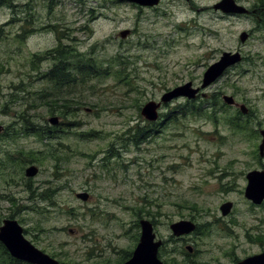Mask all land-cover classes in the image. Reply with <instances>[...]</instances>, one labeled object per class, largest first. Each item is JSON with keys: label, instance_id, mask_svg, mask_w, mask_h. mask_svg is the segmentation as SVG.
Returning a JSON list of instances; mask_svg holds the SVG:
<instances>
[{"label": "rangeland", "instance_id": "1", "mask_svg": "<svg viewBox=\"0 0 264 264\" xmlns=\"http://www.w3.org/2000/svg\"><path fill=\"white\" fill-rule=\"evenodd\" d=\"M16 1L18 13L0 7V124L6 128L26 108L42 124L54 126L49 118L58 116L59 131L49 141L30 133L6 141L7 146L3 139L0 143L35 150L38 156L57 147L61 153L66 149L67 157L60 162L29 158L13 179L0 178V225L14 214L27 229L26 237L63 264H119L136 246L138 214L152 219L158 237L167 241L162 260L170 259L173 248L185 251L177 257L189 264H234L264 251V202L253 204L244 194L247 173L264 169L259 152L264 0H237L250 12L236 15L214 9L220 0H162L156 8L143 9L119 0ZM29 3L33 21L25 22L21 18L31 12ZM12 15L17 20L10 21ZM242 32L248 33L244 42ZM58 33L63 44L93 55L109 70L106 77L60 93L71 99L66 117L51 114L50 99L39 98L54 92L42 76L53 67L44 53L60 43ZM224 51H240L243 60L203 89L204 98L229 94L246 104L251 113L242 114V120L249 135L230 125L236 109L227 105L218 121L179 113L178 121L165 122L139 146L125 143L128 129L146 122L141 115L145 103L187 81L201 85L206 69ZM119 56L125 62L124 79L112 73ZM34 102L38 106L30 107ZM167 102L178 114L182 111L175 106L186 99ZM31 164L39 172L28 177L25 169ZM30 181L36 187L52 186L57 203L47 207V202L28 200ZM83 191L90 194L88 200L77 197ZM225 201L233 202L228 215L220 210ZM182 219L199 224L185 240L170 229Z\"/></svg>", "mask_w": 264, "mask_h": 264}, {"label": "trees", "instance_id": "2", "mask_svg": "<svg viewBox=\"0 0 264 264\" xmlns=\"http://www.w3.org/2000/svg\"><path fill=\"white\" fill-rule=\"evenodd\" d=\"M12 0H0V6L7 4L10 5ZM256 6V4H255ZM261 27H264V16L261 18ZM53 27H56L53 25ZM58 38L60 43L53 49H50L44 53L46 59L51 58L53 60V67L43 74V78H46L52 86L50 87L54 92L47 91L46 95H51L47 97L45 94L40 95V99L45 101L46 99H50V111L51 114H55L56 111L61 112V115L66 117L70 113L71 106L70 102L71 99H67V97L61 96V92L63 90L69 91V89H73L77 86L85 85L86 83L90 82L93 79H99L101 77H106L109 74L108 68L104 67V62L94 58L93 55H87L85 52H79L74 48L70 47L69 44L62 43V36L58 33ZM37 59H40L42 56L39 54H35ZM125 62L119 56L118 57V64L116 68L112 71L114 75H117L119 79H124L127 75L125 70ZM122 82H126L127 84L129 81L127 80H120ZM57 90L59 93L57 95ZM214 96L212 99H206L204 97H198L200 100H187L183 104L176 105L175 107L180 109L182 112H178L177 110H173L172 112L168 113L166 116L169 117L167 121L176 122L180 118V114L185 118L194 116V117H206L214 121L219 120V112H222L224 108H228L227 104L223 102V100L218 97ZM218 97V98H217ZM63 100L60 103V100ZM220 100V103L218 102ZM74 102V101H72ZM36 102L33 103L30 107H37ZM229 111V110H228ZM18 115L16 117V121L14 123L9 124L0 135V139L5 141V146L9 143L6 141L13 140L15 138H19L21 135L27 134H34L39 137L42 141H49L52 138L58 137L57 131H59L55 126H50L46 124L39 123L35 116L36 114H32L26 108L19 109ZM229 114V113H228ZM224 115V113H223ZM240 115H242L240 113ZM239 116V113L236 112L235 119L230 118L229 122L230 125L236 131H241L246 135H249L248 127L246 126V122H243ZM163 121H146L144 124L138 122L134 126H131L128 131L126 132L127 138L125 139V143L127 145H137L139 146L140 143L149 140L150 138L154 137L155 134L161 131L163 125L165 124ZM87 134H82L83 137H86ZM11 138V139H10ZM122 140L124 138L122 137ZM126 145V146H127ZM63 147V144H62ZM60 148L57 147H48L46 151H48L43 156H38L39 152L35 150L26 151L20 148H13L10 149L8 147H2V143H0V178L2 180H9L13 179L12 173H15L18 169H23L24 165L26 164L27 159L29 158L34 159V161L43 162L46 159H53L56 162H60L65 159L67 156L66 149H61L62 153L59 151ZM43 151H40V153ZM66 153V154H63ZM33 160H31L32 162ZM27 190L30 191V196L28 200L32 201L33 203H45L47 207H51L55 205L56 198H55V190L50 187H36L34 186L31 181L28 184L26 183ZM11 201H15L13 198L9 197ZM35 204H33L34 206ZM34 208V207H32ZM149 212V211H148ZM140 213V212H139ZM139 217L142 215L138 214ZM10 217H14V214H11ZM2 218H0V221ZM153 221V220H152ZM154 222V221H153ZM139 226V222L137 223ZM27 232V229H25ZM258 239H261V236H258ZM166 243L167 241L164 240L163 246L160 248V257L162 258L165 256L168 251L166 250ZM171 253L170 259L165 258V264H189L187 260H180L177 257V254L183 253L185 255V251L179 248H173L169 251ZM132 252H127L126 258L131 256ZM189 255V254H188ZM187 257V256H185ZM125 258V259H126ZM21 260L14 258L7 250L5 245L0 241V264H23ZM198 262H196L197 264ZM199 264H209L207 262L199 263Z\"/></svg>", "mask_w": 264, "mask_h": 264}, {"label": "water", "instance_id": "3", "mask_svg": "<svg viewBox=\"0 0 264 264\" xmlns=\"http://www.w3.org/2000/svg\"><path fill=\"white\" fill-rule=\"evenodd\" d=\"M137 3L140 5L153 6L159 4L161 0H121ZM216 10H222L230 14L249 13L250 10L237 0H220L213 6ZM125 32H122L124 36ZM248 38L247 32H242L240 40L244 42ZM240 51L231 52L224 51L221 58L210 64L203 75L202 84L198 87L193 85L192 81L178 85L173 89L165 92L162 96L163 101H169L174 98L184 96L189 99L197 97L201 89H204L215 82L225 71L236 65L242 60ZM206 96V94H203ZM223 99L227 104L237 105L246 113L247 106L244 103L236 101L233 95L224 94ZM160 104L156 101H149L144 104L142 113L150 120L158 118L157 107ZM49 121L53 125L60 122V118L56 115L51 116ZM4 130V125L0 124V133ZM263 136L259 146L260 155L264 156V129L261 130ZM39 172V167L31 164L26 168V176L33 177ZM247 185L245 187V196L255 204H261L264 201V169L250 170L247 175ZM77 196L83 200H88L90 194L86 191L78 192ZM233 208L232 201H226L221 204L220 209L223 215H227ZM140 237L135 246L132 256L120 264H165L159 256V249L163 244V239L157 238V232L153 222L148 218H141L140 221ZM170 228L175 236H182L193 232L196 229V223L193 220L182 219L171 223ZM0 241L6 246L12 256L17 259L27 261L31 264H63L59 259L53 257L49 253L38 248L32 243L24 233V227L15 218H6L0 226ZM188 250L192 251V246H188ZM235 264H264V251L249 255L238 260Z\"/></svg>", "mask_w": 264, "mask_h": 264}, {"label": "flooded vegetation", "instance_id": "4", "mask_svg": "<svg viewBox=\"0 0 264 264\" xmlns=\"http://www.w3.org/2000/svg\"><path fill=\"white\" fill-rule=\"evenodd\" d=\"M31 1V0H30ZM44 2H46V0H43ZM53 1V0H52ZM58 0H56V2H57ZM51 3H53V2H51ZM30 4V3H29ZM58 3H56V5H57ZM61 4V2H59V5ZM133 4H136V5H138L141 9H143V8H156L158 5H155V6H148V5H140V4H137V3H133ZM55 5V6H56ZM26 6L28 7V4H26ZM0 7H6V8H8L9 10H12V13L13 14H15V13H18V7H19V5L17 4V1L16 0H12L11 1V4L10 5H7V4H4V5H1ZM29 8V7H28ZM28 9H26L25 11H27ZM30 11L31 12H29V13H27L26 15H25V19H23V18H21L23 21H25V22H28V21H33V13H32V8H31V4H30ZM254 12H257V8H254L253 9V11L251 12L252 14L254 13ZM17 16V15H16ZM16 16H13L12 15V18L11 19H9L10 21H13V20H17V18H16ZM35 16V15H34ZM31 17H32V19H31ZM34 21H35V18H34ZM48 26H50V24L48 25ZM174 101V100H173ZM161 104H160V106L158 107V112H159V117H158V120L157 121H163V123L166 121V120H168L169 119V117L168 116H166L168 113H170V112H172L173 111V107H172V105H171V103H169V102H160ZM232 107L233 108H235L236 109V112H238L239 113V116L242 118L243 117V115H240V109H239V107L238 106H234V105H232ZM166 109V110H165ZM165 110V111H164ZM251 113V111H250V109L247 107V113L246 114H250ZM242 114V113H241ZM141 115H143V113H142V111H141ZM144 118H145V116H143ZM144 121H147V119H145ZM156 121V120H155ZM178 238H180V239H182V240H185L186 238L184 237V236H181V237H178ZM131 252V251H130ZM132 255V254H131ZM131 256H129L128 258H126V259H123V260H121L120 262H119V264L120 263H122V262H124V261H126V260H128L129 258H130Z\"/></svg>", "mask_w": 264, "mask_h": 264}]
</instances>
